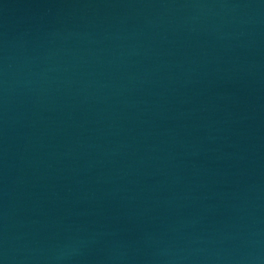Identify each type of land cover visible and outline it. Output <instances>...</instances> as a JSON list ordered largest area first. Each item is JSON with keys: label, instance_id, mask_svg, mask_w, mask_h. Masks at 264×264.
Instances as JSON below:
<instances>
[{"label": "water", "instance_id": "water-1", "mask_svg": "<svg viewBox=\"0 0 264 264\" xmlns=\"http://www.w3.org/2000/svg\"><path fill=\"white\" fill-rule=\"evenodd\" d=\"M0 264H264V0H0Z\"/></svg>", "mask_w": 264, "mask_h": 264}]
</instances>
